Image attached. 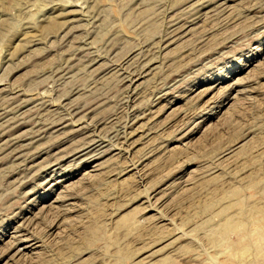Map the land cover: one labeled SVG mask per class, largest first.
I'll return each instance as SVG.
<instances>
[{"label": "rangeland", "instance_id": "1", "mask_svg": "<svg viewBox=\"0 0 264 264\" xmlns=\"http://www.w3.org/2000/svg\"><path fill=\"white\" fill-rule=\"evenodd\" d=\"M0 264H264V0H0Z\"/></svg>", "mask_w": 264, "mask_h": 264}, {"label": "bare ground", "instance_id": "2", "mask_svg": "<svg viewBox=\"0 0 264 264\" xmlns=\"http://www.w3.org/2000/svg\"><path fill=\"white\" fill-rule=\"evenodd\" d=\"M68 164V163H67ZM249 183H254L253 181H250ZM250 186H252V185H250ZM228 193V192H227ZM230 193V192H229ZM226 195V194H225ZM212 201H210V203H211ZM254 209V212H252V213H256V214H261L262 213V210L260 209V208H258V207H254L253 208ZM242 210H245V209H242ZM252 211V210H251ZM243 214H244V212H242ZM242 213H240L239 215H238V217H237V220H241L242 219V217H243V214ZM252 215V214H251ZM236 220V219H235ZM233 220H230V219H227V220H225V221H223V223H221L220 225H218V227L216 228V230L218 231V232H225V231H227L230 227H232V222ZM241 221H243V220H241ZM236 222V221H235ZM238 223V222H237ZM236 223V224H237ZM216 230H215V233H217L216 232ZM221 235L222 234H225V233H220ZM217 235V234H216ZM220 235V236H221ZM95 236V235H94ZM91 237V236H90ZM245 250V248H241V251L240 252H242V251H244ZM126 253V252H125ZM124 253V254H125ZM123 260L124 259V256L123 255H121L120 257H119V260Z\"/></svg>", "mask_w": 264, "mask_h": 264}]
</instances>
